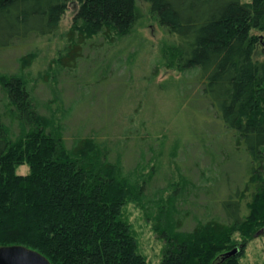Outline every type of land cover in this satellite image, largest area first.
<instances>
[{
    "label": "trees",
    "instance_id": "16d2710c",
    "mask_svg": "<svg viewBox=\"0 0 264 264\" xmlns=\"http://www.w3.org/2000/svg\"><path fill=\"white\" fill-rule=\"evenodd\" d=\"M144 1L175 39L171 64L191 74L246 166L227 181V194L217 200L223 209L183 215L191 198L197 205L208 199L201 188L211 184L182 186L169 202L150 199L155 171L143 183L133 180L113 150L83 130L70 147L71 127L44 114L47 106L25 77L0 75V247L22 245L52 264H149L124 215L130 201L155 216L166 245L160 264H241L244 249L222 261L238 247L237 234L245 247L264 229V56L255 58L264 0ZM71 5L77 12L60 55L64 68L78 65L88 39L114 42L139 22L136 0H0V49L55 33ZM230 159L218 156L217 169Z\"/></svg>",
    "mask_w": 264,
    "mask_h": 264
},
{
    "label": "rangeland",
    "instance_id": "374dc122",
    "mask_svg": "<svg viewBox=\"0 0 264 264\" xmlns=\"http://www.w3.org/2000/svg\"><path fill=\"white\" fill-rule=\"evenodd\" d=\"M136 5L140 17L131 34L114 42L102 35L88 39L78 65L64 68L60 55L77 12L71 5L55 33L0 49V75L25 77L28 86L35 88L37 101L47 106H43L44 114H54L55 122L62 120L67 130L71 127L67 132L70 147L74 132L80 135L83 130V135L96 136L103 148L113 150V158L121 161L133 180L143 183L155 171L147 190L150 199L162 195L169 202L182 186L211 184L201 188L208 199L197 205L191 198L183 215L190 211L197 218L205 208L216 212L218 206L222 208L218 198L227 194V181H234L235 171L241 173L246 166L236 158L238 153L196 83L191 85V74L171 64L174 37L153 19L144 0H136ZM256 32L261 44L255 58L261 60L264 31ZM218 156L232 160L218 170ZM27 171V166L20 168L21 173ZM224 173L226 179L219 184ZM166 206L169 209V203ZM124 215L132 224L140 253L149 264H160L166 245L156 232L155 216L136 201L127 203ZM236 238L238 248L244 249L241 264H264V229L245 247L240 235Z\"/></svg>",
    "mask_w": 264,
    "mask_h": 264
},
{
    "label": "water",
    "instance_id": "95a60500",
    "mask_svg": "<svg viewBox=\"0 0 264 264\" xmlns=\"http://www.w3.org/2000/svg\"><path fill=\"white\" fill-rule=\"evenodd\" d=\"M259 233V232H258ZM241 248L237 247L225 254L222 261L237 255ZM0 264H52L42 253L22 245L0 247Z\"/></svg>",
    "mask_w": 264,
    "mask_h": 264
}]
</instances>
